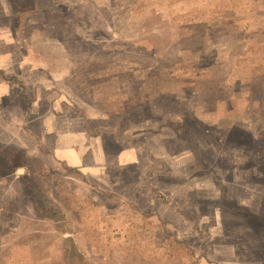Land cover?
<instances>
[{"label": "rangeland", "instance_id": "1", "mask_svg": "<svg viewBox=\"0 0 264 264\" xmlns=\"http://www.w3.org/2000/svg\"><path fill=\"white\" fill-rule=\"evenodd\" d=\"M0 52L93 166L0 137V264H264V0H0Z\"/></svg>", "mask_w": 264, "mask_h": 264}, {"label": "crops", "instance_id": "2", "mask_svg": "<svg viewBox=\"0 0 264 264\" xmlns=\"http://www.w3.org/2000/svg\"><path fill=\"white\" fill-rule=\"evenodd\" d=\"M10 56V52H0V120L2 123H6V121L11 122L10 127L12 128V130H8L4 124L0 125V137L5 140L3 142L25 146L34 137L39 142H42L43 138L51 136L52 151L58 159L74 168L93 167L85 164L80 145L77 146L75 144L74 138L76 136L74 130H58L54 127L49 115L40 116L39 119L33 118L31 113L28 115L26 100L21 95V89L18 87V84L8 79L12 75L22 77V75L16 74L18 71L14 72L9 67ZM24 79L22 81H25L24 84L28 87V82ZM17 120H20L22 123L16 124L15 121ZM37 120L40 121L39 124Z\"/></svg>", "mask_w": 264, "mask_h": 264}, {"label": "trees", "instance_id": "3", "mask_svg": "<svg viewBox=\"0 0 264 264\" xmlns=\"http://www.w3.org/2000/svg\"><path fill=\"white\" fill-rule=\"evenodd\" d=\"M11 79H12V78H11ZM12 80H13V79H12ZM21 88H22V90H24V86H23V85L21 86ZM23 93H24V92H23ZM23 95L25 96V94H23Z\"/></svg>", "mask_w": 264, "mask_h": 264}]
</instances>
